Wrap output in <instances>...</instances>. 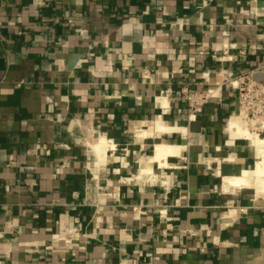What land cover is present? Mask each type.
<instances>
[{"label": "crops", "instance_id": "crops-1", "mask_svg": "<svg viewBox=\"0 0 264 264\" xmlns=\"http://www.w3.org/2000/svg\"><path fill=\"white\" fill-rule=\"evenodd\" d=\"M263 2L0 0V264H264V196L223 190L257 156L219 87L264 79ZM183 89L217 94L192 115Z\"/></svg>", "mask_w": 264, "mask_h": 264}, {"label": "bare ground", "instance_id": "bare-ground-1", "mask_svg": "<svg viewBox=\"0 0 264 264\" xmlns=\"http://www.w3.org/2000/svg\"><path fill=\"white\" fill-rule=\"evenodd\" d=\"M213 93V96H215V94H217V91L215 90ZM252 124L253 123L249 118H246L237 112L233 113L229 118L227 130L231 139L245 138L249 140L256 150L257 163L253 169L243 171L242 175H238L231 178H224L223 190L225 192L236 193L242 191L243 189H253L256 194V198H261L264 196V136L256 132H252L253 130H251L250 128L252 127ZM173 130L174 129L167 127L163 119L160 117L155 123L152 132L170 133ZM148 132L149 131L147 130L146 133ZM154 147L155 153L151 157L150 163H147L143 167L145 173L152 172V162L157 160L161 164H165L170 154H176L179 152L177 150L181 149V147H178L176 145L167 144L163 142L156 143ZM114 148V142L108 140L106 137H101L97 143L92 145L93 151L99 156L100 160H102L108 155V153L106 154L108 150Z\"/></svg>", "mask_w": 264, "mask_h": 264}, {"label": "built area", "instance_id": "built-area-1", "mask_svg": "<svg viewBox=\"0 0 264 264\" xmlns=\"http://www.w3.org/2000/svg\"><path fill=\"white\" fill-rule=\"evenodd\" d=\"M254 1L256 2L257 0ZM245 13L254 15L256 12L247 10ZM228 47V45H225V50ZM227 54L226 50L225 55L227 56ZM228 59H232V56H229ZM255 73V70L240 75L230 73L219 87L229 85L237 90L238 104L236 112L249 118L253 123L252 129L264 135V79L261 81L256 80ZM145 77H148V70L146 71V75H144ZM212 93L213 91L191 92L187 89L182 90V96L190 105L192 115H197L202 111L204 104L214 97Z\"/></svg>", "mask_w": 264, "mask_h": 264}, {"label": "rangeland", "instance_id": "rangeland-1", "mask_svg": "<svg viewBox=\"0 0 264 264\" xmlns=\"http://www.w3.org/2000/svg\"><path fill=\"white\" fill-rule=\"evenodd\" d=\"M251 128V130H253L252 132H256L257 133V131H255L254 129H252V127H250ZM264 136V135H263Z\"/></svg>", "mask_w": 264, "mask_h": 264}, {"label": "water", "instance_id": "water-1", "mask_svg": "<svg viewBox=\"0 0 264 264\" xmlns=\"http://www.w3.org/2000/svg\"><path fill=\"white\" fill-rule=\"evenodd\" d=\"M256 80L261 81V79L256 78Z\"/></svg>", "mask_w": 264, "mask_h": 264}]
</instances>
